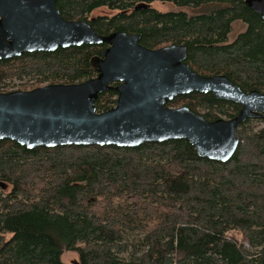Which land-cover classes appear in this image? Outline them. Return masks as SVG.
<instances>
[{
	"label": "trees",
	"instance_id": "obj_1",
	"mask_svg": "<svg viewBox=\"0 0 264 264\" xmlns=\"http://www.w3.org/2000/svg\"><path fill=\"white\" fill-rule=\"evenodd\" d=\"M245 1L58 0L55 6L63 19L86 21L100 36L141 35L140 44L153 50L186 45V62L199 75H226L244 92L264 93V20ZM155 2L193 14L158 11ZM210 5L217 7L196 13ZM99 9L114 13L88 18ZM237 22L245 31L229 42ZM106 48L0 60V91L91 79L92 60ZM14 80L21 86L8 90ZM116 96L113 89L100 94L97 112L111 109ZM168 107H188L208 121L241 110L199 93ZM255 120L264 123V116ZM255 120L239 129L240 145L227 163L199 157L186 140L32 150L0 141L6 185L0 187V264H64L67 252L77 255L76 264H264V126L253 129Z\"/></svg>",
	"mask_w": 264,
	"mask_h": 264
},
{
	"label": "water",
	"instance_id": "obj_2",
	"mask_svg": "<svg viewBox=\"0 0 264 264\" xmlns=\"http://www.w3.org/2000/svg\"><path fill=\"white\" fill-rule=\"evenodd\" d=\"M57 1L0 0V60L82 45L108 47L92 60L97 74L91 79L0 91V141L32 150L91 145L134 148L186 140L199 157L227 163L240 145L241 126L264 116L263 92H244L226 75H199L186 62V45L153 50L140 44L141 35L100 36L86 21L63 19ZM245 2L264 20V0ZM141 7L145 6H137ZM112 89L117 94L114 106L97 112L99 95ZM192 93L213 94L241 110L231 119L208 121L188 107H168L177 97ZM0 187L6 189L3 183Z\"/></svg>",
	"mask_w": 264,
	"mask_h": 264
},
{
	"label": "rangeland",
	"instance_id": "obj_3",
	"mask_svg": "<svg viewBox=\"0 0 264 264\" xmlns=\"http://www.w3.org/2000/svg\"><path fill=\"white\" fill-rule=\"evenodd\" d=\"M217 6L216 5H210V6H206L204 8H201L199 10L196 11V13H208V12H211L212 10H214ZM152 8L158 10V11H163V12H166V11H179V10H182V11H187L190 15L193 14V11L192 10H189V9H183L181 7H178L176 5H174L173 3H161V2H155L152 4ZM114 12L113 11H110V10H107V9H99V10H96L94 11L93 13H91L88 18L91 19V18H95L97 16H111ZM245 31V25L240 23V22H237L233 25V30H232V33L230 34L229 36V42H233L237 36L244 32ZM21 83L17 80H14L13 82H11L9 84V87H8V90H14V89H17L19 88L21 85ZM264 126V123L263 122H259L257 120H255V122H253L251 124V127L255 130L261 128ZM9 189V188H8ZM8 189L6 191H8ZM10 234H5L4 235V240L7 241L9 238H10ZM240 238V237H239ZM61 261L64 263V264H73L75 262H77V255L75 253H72V252H67V253H64L62 256H61Z\"/></svg>",
	"mask_w": 264,
	"mask_h": 264
},
{
	"label": "flooded vegetation",
	"instance_id": "obj_4",
	"mask_svg": "<svg viewBox=\"0 0 264 264\" xmlns=\"http://www.w3.org/2000/svg\"><path fill=\"white\" fill-rule=\"evenodd\" d=\"M108 47V46H107Z\"/></svg>",
	"mask_w": 264,
	"mask_h": 264
}]
</instances>
